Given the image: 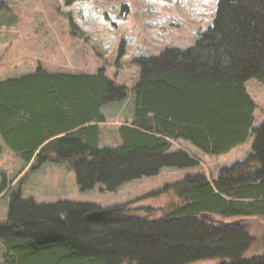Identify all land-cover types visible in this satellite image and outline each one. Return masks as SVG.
Wrapping results in <instances>:
<instances>
[{"label":"trees","instance_id":"1","mask_svg":"<svg viewBox=\"0 0 264 264\" xmlns=\"http://www.w3.org/2000/svg\"><path fill=\"white\" fill-rule=\"evenodd\" d=\"M88 0H62L66 7ZM122 54V53H121ZM127 88L105 69L94 73L33 72L0 80V140L33 172L64 164L81 191L151 177L164 167L194 168L197 161L171 141L221 156L252 135L242 161L165 184L172 202L159 218L133 216L129 204L100 207L62 200L22 199L10 191L2 264H264L245 258L252 237L244 223L215 218H264V122L254 126L256 105L245 83L264 85V0H218L209 24L186 48L166 46L137 56ZM133 97V112L116 132L114 147H100L102 108ZM1 153V146H0Z\"/></svg>","mask_w":264,"mask_h":264},{"label":"rangeland","instance_id":"2","mask_svg":"<svg viewBox=\"0 0 264 264\" xmlns=\"http://www.w3.org/2000/svg\"><path fill=\"white\" fill-rule=\"evenodd\" d=\"M217 1L88 0L66 7L62 0H0V80L33 72L37 66L52 73H94L103 68L115 82L130 88L138 76L133 58L157 55L166 46H190L197 31L212 20ZM245 87L256 105L254 126H258L264 122V85L251 79ZM133 108L130 95L124 102L102 108L106 123L100 125V147L117 145L116 130L130 119ZM170 144L172 151L182 150L194 158L197 166L164 167L155 176L126 182L109 192L100 184L81 191L74 172L64 164L45 163L31 172L34 163L25 165L0 140V223L6 222L9 192L14 190L36 203L129 204L135 217L159 218L173 200L171 193L154 195L165 184L201 172L208 178L216 176L221 167L242 161L252 151L253 136L221 156L206 155L185 141ZM232 220L244 223L252 237L245 258L264 254V218ZM4 251L0 241V264Z\"/></svg>","mask_w":264,"mask_h":264},{"label":"water","instance_id":"3","mask_svg":"<svg viewBox=\"0 0 264 264\" xmlns=\"http://www.w3.org/2000/svg\"><path fill=\"white\" fill-rule=\"evenodd\" d=\"M200 219H201V221H208V222L216 224V225H226V224H230V223L231 224L239 223L238 220H233V221H230V222H223L222 220H218L214 216L208 215V214H205V213L200 215Z\"/></svg>","mask_w":264,"mask_h":264}]
</instances>
